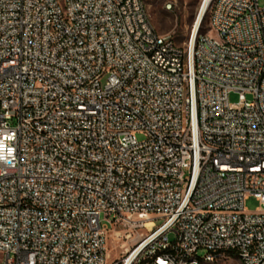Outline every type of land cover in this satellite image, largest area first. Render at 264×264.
I'll list each match as a JSON object with an SVG mask.
<instances>
[{"label": "built area", "instance_id": "1", "mask_svg": "<svg viewBox=\"0 0 264 264\" xmlns=\"http://www.w3.org/2000/svg\"><path fill=\"white\" fill-rule=\"evenodd\" d=\"M148 2L0 0V264H264V3L183 46Z\"/></svg>", "mask_w": 264, "mask_h": 264}, {"label": "rangeland", "instance_id": "2", "mask_svg": "<svg viewBox=\"0 0 264 264\" xmlns=\"http://www.w3.org/2000/svg\"><path fill=\"white\" fill-rule=\"evenodd\" d=\"M205 0H149L148 12L150 14L153 25L159 33L170 34L175 42L179 45L186 46L190 40L192 31L198 17L201 15ZM260 5H263L264 0H259ZM204 19V21H203ZM201 20V32H207L209 29V13L206 12ZM199 25V26H200ZM104 82V80H103ZM245 98L248 101L253 100V95L247 93ZM229 101L231 104L236 105L239 102V94L232 92L229 95ZM139 139H142L141 135H138ZM245 206L248 211L254 212L260 207V202L255 197H250L245 202ZM103 218V217H102ZM161 221L156 220V224L159 225ZM121 232V235H117V232ZM127 230L125 228L117 227L116 231L113 230L109 233L107 251L109 262L113 260L121 259L125 256L127 249H131L138 241L136 237V231L129 239L124 237ZM139 233L146 234V229H141ZM169 239L172 241L175 239L174 233H169ZM206 253L205 250H199V255L203 256ZM0 254V259H1ZM204 264H240L236 257H225L214 263Z\"/></svg>", "mask_w": 264, "mask_h": 264}, {"label": "bare ground", "instance_id": "3", "mask_svg": "<svg viewBox=\"0 0 264 264\" xmlns=\"http://www.w3.org/2000/svg\"><path fill=\"white\" fill-rule=\"evenodd\" d=\"M209 2H210V0H205L204 5H203V9H202V13H203L204 11H205V12L207 11V8H208V5H209ZM202 13H201V15H202ZM201 15L198 17V19H197V21H196V23H195L194 30H193V35H192V41H193V39H194V37H195V33H196L197 29L199 28V25L201 24ZM152 225H153L152 222H148V223H147V227H148V228H150Z\"/></svg>", "mask_w": 264, "mask_h": 264}, {"label": "water", "instance_id": "4", "mask_svg": "<svg viewBox=\"0 0 264 264\" xmlns=\"http://www.w3.org/2000/svg\"><path fill=\"white\" fill-rule=\"evenodd\" d=\"M202 13V12H201ZM200 13V14H201ZM204 14H205V11L202 13V15H201V20L203 19V16H204Z\"/></svg>", "mask_w": 264, "mask_h": 264}, {"label": "trees", "instance_id": "5", "mask_svg": "<svg viewBox=\"0 0 264 264\" xmlns=\"http://www.w3.org/2000/svg\"><path fill=\"white\" fill-rule=\"evenodd\" d=\"M203 21H204V19H203ZM201 25H202V22H201ZM201 25H200V29H201ZM200 29H199V32L202 33V32L200 31Z\"/></svg>", "mask_w": 264, "mask_h": 264}]
</instances>
